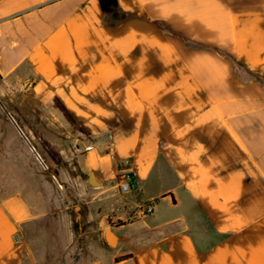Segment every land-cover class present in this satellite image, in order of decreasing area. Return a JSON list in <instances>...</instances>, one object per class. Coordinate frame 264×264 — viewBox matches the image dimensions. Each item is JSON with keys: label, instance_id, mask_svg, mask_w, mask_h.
<instances>
[{"label": "crops", "instance_id": "crops-1", "mask_svg": "<svg viewBox=\"0 0 264 264\" xmlns=\"http://www.w3.org/2000/svg\"><path fill=\"white\" fill-rule=\"evenodd\" d=\"M116 2L128 18L108 27L100 0H0V68L25 67L35 98L90 133L74 141L87 233L107 244L140 222L106 226L128 158L153 235L110 264H264V0ZM160 200L184 214L157 224ZM38 216L0 195V264L23 263L16 235Z\"/></svg>", "mask_w": 264, "mask_h": 264}, {"label": "rangeland", "instance_id": "rangeland-1", "mask_svg": "<svg viewBox=\"0 0 264 264\" xmlns=\"http://www.w3.org/2000/svg\"><path fill=\"white\" fill-rule=\"evenodd\" d=\"M27 72L22 66L6 75L0 68V195L21 190L39 215L22 231V264H110L113 256H123L140 246V238L153 235L140 218L149 214L148 208L137 206L138 196L119 188L113 197L116 210H104L109 214L106 226L140 222L104 232L107 244L94 245L84 224L89 175L83 151L74 145L76 136L90 133L80 131L78 119L60 101L39 102ZM68 123L72 129L66 130ZM181 214V207L163 200L155 207L157 224ZM127 235L134 240L127 242Z\"/></svg>", "mask_w": 264, "mask_h": 264}, {"label": "trees", "instance_id": "trees-1", "mask_svg": "<svg viewBox=\"0 0 264 264\" xmlns=\"http://www.w3.org/2000/svg\"><path fill=\"white\" fill-rule=\"evenodd\" d=\"M103 8V22L108 27H117L124 23L128 18V14L118 5L116 0H100ZM163 30L161 25H158ZM125 222L120 221L118 226L124 225ZM131 254L123 255L115 258V263L122 262L131 258Z\"/></svg>", "mask_w": 264, "mask_h": 264}, {"label": "built area", "instance_id": "built-area-1", "mask_svg": "<svg viewBox=\"0 0 264 264\" xmlns=\"http://www.w3.org/2000/svg\"><path fill=\"white\" fill-rule=\"evenodd\" d=\"M131 161L126 158L117 164V178L119 188L123 193H133L137 191V180L134 171L131 170ZM149 211V210H148ZM16 240L20 242L22 239L19 234Z\"/></svg>", "mask_w": 264, "mask_h": 264}]
</instances>
